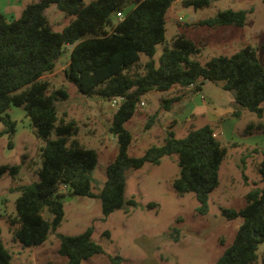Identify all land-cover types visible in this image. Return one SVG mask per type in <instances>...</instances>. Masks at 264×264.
Masks as SVG:
<instances>
[{
	"label": "trees",
	"instance_id": "16d2710c",
	"mask_svg": "<svg viewBox=\"0 0 264 264\" xmlns=\"http://www.w3.org/2000/svg\"><path fill=\"white\" fill-rule=\"evenodd\" d=\"M173 1L36 0L27 3L16 18H7L0 11V124L4 126L3 132L11 136L16 122L7 108L21 106L34 134L44 141L39 148L38 179L19 187L15 214L8 218L9 230L23 245H39L50 232H55L63 219L66 196L98 198L104 219L124 203L126 173L130 168H139L146 162L157 164L171 154H176L179 166V173L172 180L173 189L178 194L193 192L197 212H207L208 195L218 185V170L226 153L213 127L204 124L190 128L181 137L167 128L162 142L131 156L128 146L132 135L124 124L135 114L144 93L166 91L175 85H192L197 89L205 78L220 82L224 90L232 92L237 104L232 116L239 117L246 109L261 119L264 67L250 45L229 56H211L201 63L194 57L200 47L182 34L174 35L170 46L163 45L159 63L155 65L153 55L156 45L164 42L165 13ZM210 1L185 0L195 8ZM51 5L74 16L60 31L51 28L45 15ZM117 11L123 13L121 18L116 17ZM246 12L226 8L199 23L209 27L242 25ZM72 43L64 68L66 80L86 96L108 101L123 96L108 127L116 136L117 153L106 164V178L99 190H94L91 183V171L97 163L96 150L71 138L77 132V125L73 119H65V112L60 116L56 106L57 100L67 97L66 90L50 91L49 81L42 78L54 69L63 50ZM141 53L148 57L143 63H140ZM179 98L163 97V107L168 109ZM155 118L153 113L149 121ZM253 127L264 133V121L250 122L246 130ZM51 133L54 138L50 137ZM8 145L11 146V141ZM260 152L256 169L263 185L246 193L243 207L222 209L227 218L241 216L242 223L214 264H253L258 258V244L264 242V146ZM18 169L16 164H2L0 175L6 171L17 173ZM60 185H65L64 192L58 190ZM127 203L136 205L133 198L127 199ZM91 233V227L74 235L56 233L58 252L66 257V264H80L83 259L103 252ZM104 233L109 236L108 231ZM110 260L118 262L120 257ZM262 260L264 263V257ZM0 264H13L11 252L1 239ZM45 264L54 263L48 260Z\"/></svg>",
	"mask_w": 264,
	"mask_h": 264
},
{
	"label": "rangeland",
	"instance_id": "374dc122",
	"mask_svg": "<svg viewBox=\"0 0 264 264\" xmlns=\"http://www.w3.org/2000/svg\"><path fill=\"white\" fill-rule=\"evenodd\" d=\"M32 1L36 0H0V11L7 18H16ZM89 1L83 0L84 3ZM226 8L246 10L244 23L215 27L199 23ZM45 15L55 31H60L74 18L55 5L46 8ZM178 34L200 47L194 57L201 63L211 56H229L244 45H250L264 67V0H211L199 8L185 0L173 1L165 13L164 42L156 45L153 55L155 65L159 63L163 45L170 46L172 37ZM68 49L63 50L54 69L43 74L42 78L49 81L50 91L66 90L67 97L57 100L56 106L60 116L65 112V119H73L77 125V132L71 138L96 150L97 163L91 171V183L94 190H99L106 178V164L117 153L116 136L107 128L116 107H111L106 99L83 95L66 80L64 68L68 63ZM147 59L145 54H140V63ZM201 87L203 97L219 104H229L228 93L232 92L224 90L220 82L209 80ZM163 93L151 90L141 95L135 114L125 122L132 135L129 155H140L149 145L162 142L165 136L161 134L162 127H171L174 135L181 137L190 126L203 124L190 118L185 120V115L175 104L170 110L164 108L162 98L166 94ZM155 112L157 119L150 122L149 117ZM7 113L15 120L16 126L14 133L8 136L0 124V165L16 164L19 169L14 174L6 171L0 175V239L11 252L13 264H45L48 260L54 264H66V257L58 252L56 233L74 235L87 227H91V237L102 245L103 252L83 259L80 264H214L242 223L241 216L227 218L222 209L243 207L246 193L263 185L256 166L262 156L260 149L264 146V133L254 127L248 131L246 125L264 121V112L258 119L255 113L244 109L240 117L232 118L219 129L216 123H208L225 146L226 153L219 166L218 185L209 192L205 214L197 212L198 203L193 192L178 194L173 189L172 180L178 175L179 166L176 154H171L162 157L157 164L146 162L139 168H130L126 173L124 203L104 219L98 198L66 196L63 219L55 232H50L39 245L25 246L13 237L8 218L15 214L19 187L38 179L39 148L44 141L34 134L21 106L10 105ZM50 137L54 138V133ZM129 198H133L136 205L127 203ZM150 203L155 205L149 206ZM43 214L47 215V212ZM104 231H108L109 236ZM257 254L253 264H264V242L258 244ZM116 256L120 260L112 262L110 257Z\"/></svg>",
	"mask_w": 264,
	"mask_h": 264
},
{
	"label": "crops",
	"instance_id": "0c3cea01",
	"mask_svg": "<svg viewBox=\"0 0 264 264\" xmlns=\"http://www.w3.org/2000/svg\"><path fill=\"white\" fill-rule=\"evenodd\" d=\"M207 82H209V80L204 79L202 82H200V88H197V89H195L192 85H189V86L175 85V86H172L170 89L163 91L164 92L163 94H166V97L174 96V95L180 97L179 100H177L173 104H175L177 108L181 110L182 115H185V120L190 118L191 120L196 121V123L202 122L203 123L202 125L208 124L211 122L216 123V126L219 129L224 125L225 122L230 121L232 118H235L234 116L231 115V113L235 109V106L237 104L233 98L232 93L230 92L228 93L229 104L227 105L219 104L212 100L211 101L208 100L206 97H203L200 94L201 89H202L201 85L206 84ZM173 104L171 106H173ZM171 106L168 108V110L171 109ZM155 113H156V118H155L156 120L158 114L157 112ZM176 120L177 118L174 119V121ZM109 125L110 123L108 124V127ZM190 127L196 128L199 126L194 125ZM166 129L165 127L161 128L162 136H164ZM169 129H172V128L169 127ZM214 134H215V131H214Z\"/></svg>",
	"mask_w": 264,
	"mask_h": 264
},
{
	"label": "built area",
	"instance_id": "2783aa9c",
	"mask_svg": "<svg viewBox=\"0 0 264 264\" xmlns=\"http://www.w3.org/2000/svg\"><path fill=\"white\" fill-rule=\"evenodd\" d=\"M123 16V13L121 11H117L116 12V17L117 18H121ZM123 99V96H117L115 97L114 99L110 100L109 103H110V106L111 107H117L120 102L122 101ZM140 104H142V102H140ZM61 189H63L65 191V185H60L58 187V190L61 191Z\"/></svg>",
	"mask_w": 264,
	"mask_h": 264
},
{
	"label": "water",
	"instance_id": "95a60500",
	"mask_svg": "<svg viewBox=\"0 0 264 264\" xmlns=\"http://www.w3.org/2000/svg\"><path fill=\"white\" fill-rule=\"evenodd\" d=\"M73 46V43L72 44H69L68 47L71 48ZM206 80H208L207 78H205ZM71 196L67 197V198H70Z\"/></svg>",
	"mask_w": 264,
	"mask_h": 264
}]
</instances>
